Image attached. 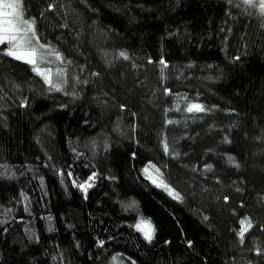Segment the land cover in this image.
Here are the masks:
<instances>
[{"label":"trees","instance_id":"1","mask_svg":"<svg viewBox=\"0 0 264 264\" xmlns=\"http://www.w3.org/2000/svg\"><path fill=\"white\" fill-rule=\"evenodd\" d=\"M21 3L59 90L0 44V264H264L262 3Z\"/></svg>","mask_w":264,"mask_h":264},{"label":"snow or ice","instance_id":"2","mask_svg":"<svg viewBox=\"0 0 264 264\" xmlns=\"http://www.w3.org/2000/svg\"><path fill=\"white\" fill-rule=\"evenodd\" d=\"M244 2L251 3V0H244ZM18 7V4L3 3V0H0V8L12 9L11 13L4 11L0 12V15H3L5 17L12 15L14 17V20H4V24L8 25V27L0 29V44L7 42L9 45H11V47L6 53L7 55L12 56L17 60H23L25 63L32 65L33 71L36 72L37 75L44 77L46 83L50 84L56 90H59V87L52 81L50 70H48V72H45L37 66V54L40 49H44L47 46H33L34 40L36 38V33L34 29L35 21L21 19L22 13L17 11ZM260 11L261 13H264V3L261 4ZM36 43L38 44V41ZM22 49L27 50L22 51ZM50 54H55L57 59L61 58L60 55L58 53H55L54 50H50ZM121 55L123 56L124 53H121ZM161 63H163V61H161ZM57 75H59V73H57ZM187 111L189 113H192L194 111L202 112L204 111V108L200 104L193 103L188 106ZM169 123L172 122L169 121ZM164 150L166 153L168 152L167 144L164 145ZM91 179H93V177H89V180ZM162 186H164L165 188L167 187L166 185ZM79 187L86 190L85 185H79ZM170 194L174 195L176 198H179V195L177 193ZM136 227L138 230H142L144 232L146 239H152V229L150 224L142 221L141 223L137 224ZM240 235L241 237L243 236V231L240 233Z\"/></svg>","mask_w":264,"mask_h":264},{"label":"rangeland","instance_id":"3","mask_svg":"<svg viewBox=\"0 0 264 264\" xmlns=\"http://www.w3.org/2000/svg\"><path fill=\"white\" fill-rule=\"evenodd\" d=\"M258 1H260L261 3H264V0H258ZM3 3H14V4H18L19 7L17 8V11H19V12L22 13L21 19L31 21L30 19H27L24 16V14H23L21 0H3ZM4 11L11 13L12 12V9H3V8H0V12H4ZM6 19L7 20H14V17L12 15L7 16V17H5L3 15H0V29H2L4 27H8V25H5L4 24V20H6ZM37 41H38V44L36 43ZM5 43L7 44V47H8V50H9V48L11 47V45H9L7 42H5ZM38 45H42V44L40 43V41L38 39V36L36 34V38L34 40L33 46H38ZM26 50L27 49H22V51H26ZM56 59L57 58H54L52 56V54H50V49L49 48L46 47L44 49H40V51L37 54V66L40 67L45 72H48V71H46V68L43 66V64H44L45 66L48 67V69L50 71H52L53 68H54V66H55ZM21 61H23V60H21ZM146 172L151 177H153V178L156 177V174H155V172H154V170H153L152 167L148 166L146 168ZM90 177H93V179L89 180V178H88L85 182L80 183V184H78V183L76 184L78 187H79V185H85L86 190L85 189H82L81 187H79L82 190L83 193H85L89 189V187L92 186V184L94 182V176L91 175ZM88 185H91V186H88Z\"/></svg>","mask_w":264,"mask_h":264}]
</instances>
